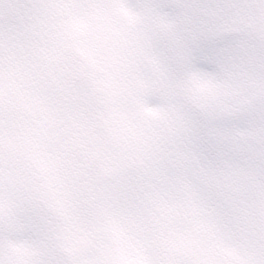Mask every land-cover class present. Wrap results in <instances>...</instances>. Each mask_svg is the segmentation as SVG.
<instances>
[{
	"label": "clouds",
	"instance_id": "clouds-1",
	"mask_svg": "<svg viewBox=\"0 0 264 264\" xmlns=\"http://www.w3.org/2000/svg\"><path fill=\"white\" fill-rule=\"evenodd\" d=\"M0 264H264V0H0Z\"/></svg>",
	"mask_w": 264,
	"mask_h": 264
}]
</instances>
